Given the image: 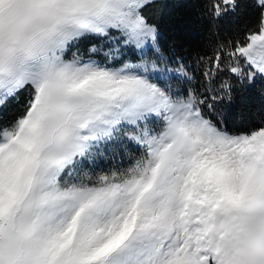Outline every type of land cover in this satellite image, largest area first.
Returning <instances> with one entry per match:
<instances>
[{
    "label": "snow or ice",
    "instance_id": "1",
    "mask_svg": "<svg viewBox=\"0 0 264 264\" xmlns=\"http://www.w3.org/2000/svg\"><path fill=\"white\" fill-rule=\"evenodd\" d=\"M159 2L0 0V110L19 105L0 120V264H264V124L229 133L205 112L221 74H264V0L199 58L200 89L160 67ZM101 145L127 166L86 167Z\"/></svg>",
    "mask_w": 264,
    "mask_h": 264
},
{
    "label": "trees",
    "instance_id": "2",
    "mask_svg": "<svg viewBox=\"0 0 264 264\" xmlns=\"http://www.w3.org/2000/svg\"><path fill=\"white\" fill-rule=\"evenodd\" d=\"M255 0H236L221 15L213 17L209 11V0H160L157 7L149 11L151 22L158 28V44L166 64L173 68L183 64L195 76L194 87L200 89L201 76L198 60L212 52L218 41H227L242 36L254 22ZM226 96L209 100L211 109H205L207 118L228 132L247 131L264 124V78H240L228 73ZM217 78V83L219 82ZM178 77L170 75L165 83L177 84ZM187 81L181 85L186 91ZM23 103V98L20 99ZM17 102H10L0 110V120H10L18 110ZM93 164V171H108L111 168L126 167L129 157L123 153L113 154L110 146L103 145ZM138 154V153H137Z\"/></svg>",
    "mask_w": 264,
    "mask_h": 264
},
{
    "label": "rangeland",
    "instance_id": "3",
    "mask_svg": "<svg viewBox=\"0 0 264 264\" xmlns=\"http://www.w3.org/2000/svg\"><path fill=\"white\" fill-rule=\"evenodd\" d=\"M89 46H90L89 42H88V41H85V42H83L82 44H80L78 47L80 48L81 51H84V50H85L87 47H89ZM149 55L151 56L152 59H157V54L149 53ZM159 55H161L160 51H159ZM128 58H133V54H132V53H129V54H128ZM160 67H170V68H173L172 66L166 64L165 61L160 62ZM170 75H175V74H169V76H170ZM169 76H168V77H169ZM255 76H263V78H264V74H257V75H255ZM255 76H253L252 78H254ZM252 78H251V79H252ZM157 79H158L159 83H160L162 86L165 84V78H163V77H157ZM223 129H224V128H223ZM224 130H225V129H224ZM225 131L228 132L227 130H225ZM229 133H231V132H229ZM101 146H103V145H101ZM92 164H93V163H91V164H87V165H85V166L89 168Z\"/></svg>",
    "mask_w": 264,
    "mask_h": 264
}]
</instances>
